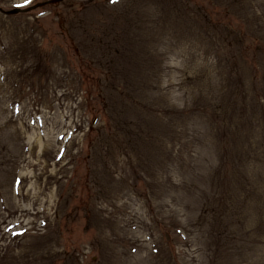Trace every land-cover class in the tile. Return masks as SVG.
<instances>
[{
	"label": "rangeland",
	"instance_id": "1",
	"mask_svg": "<svg viewBox=\"0 0 264 264\" xmlns=\"http://www.w3.org/2000/svg\"><path fill=\"white\" fill-rule=\"evenodd\" d=\"M24 2L0 264H264V0Z\"/></svg>",
	"mask_w": 264,
	"mask_h": 264
},
{
	"label": "snow or ice",
	"instance_id": "2",
	"mask_svg": "<svg viewBox=\"0 0 264 264\" xmlns=\"http://www.w3.org/2000/svg\"><path fill=\"white\" fill-rule=\"evenodd\" d=\"M114 2H115V0H114ZM31 3H32V0H25V2L23 4H16V5H14V7L25 8V7H28Z\"/></svg>",
	"mask_w": 264,
	"mask_h": 264
},
{
	"label": "water",
	"instance_id": "3",
	"mask_svg": "<svg viewBox=\"0 0 264 264\" xmlns=\"http://www.w3.org/2000/svg\"><path fill=\"white\" fill-rule=\"evenodd\" d=\"M17 12H18V11H13L12 13H13V14H17Z\"/></svg>",
	"mask_w": 264,
	"mask_h": 264
}]
</instances>
